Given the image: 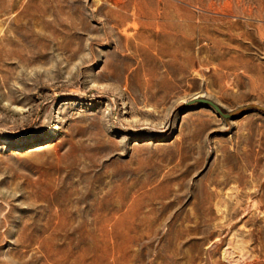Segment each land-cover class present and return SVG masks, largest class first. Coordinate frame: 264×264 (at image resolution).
<instances>
[{
    "label": "rangeland",
    "instance_id": "rangeland-1",
    "mask_svg": "<svg viewBox=\"0 0 264 264\" xmlns=\"http://www.w3.org/2000/svg\"><path fill=\"white\" fill-rule=\"evenodd\" d=\"M202 98L264 106V0H0V264H264V111Z\"/></svg>",
    "mask_w": 264,
    "mask_h": 264
},
{
    "label": "water",
    "instance_id": "water-1",
    "mask_svg": "<svg viewBox=\"0 0 264 264\" xmlns=\"http://www.w3.org/2000/svg\"><path fill=\"white\" fill-rule=\"evenodd\" d=\"M199 101L213 107L217 112H219L225 118H235L236 116L245 113L247 111V109H249V108L264 111V106L258 105V104H250L246 107H242V108H239L235 111L226 113L223 111V109L218 104H216L215 102H213L211 100L202 98V99H199Z\"/></svg>",
    "mask_w": 264,
    "mask_h": 264
},
{
    "label": "bare ground",
    "instance_id": "bare-ground-1",
    "mask_svg": "<svg viewBox=\"0 0 264 264\" xmlns=\"http://www.w3.org/2000/svg\"><path fill=\"white\" fill-rule=\"evenodd\" d=\"M232 250V249H231ZM223 256H224V263H226V264H242V263H245L243 260H244V256L242 255H240V260L242 261V262H240L239 260L238 261H236L235 259H233V257H232V254H231V252H230V249H226V250H224V252H223ZM223 264V263H222Z\"/></svg>",
    "mask_w": 264,
    "mask_h": 264
}]
</instances>
